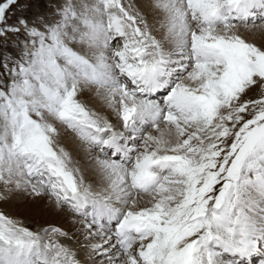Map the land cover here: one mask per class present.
Here are the masks:
<instances>
[{
    "label": "snow or ice",
    "instance_id": "obj_1",
    "mask_svg": "<svg viewBox=\"0 0 264 264\" xmlns=\"http://www.w3.org/2000/svg\"><path fill=\"white\" fill-rule=\"evenodd\" d=\"M0 264H264V0H0Z\"/></svg>",
    "mask_w": 264,
    "mask_h": 264
}]
</instances>
